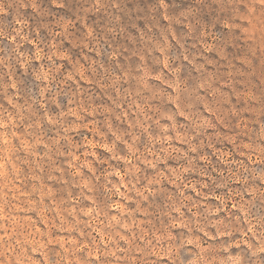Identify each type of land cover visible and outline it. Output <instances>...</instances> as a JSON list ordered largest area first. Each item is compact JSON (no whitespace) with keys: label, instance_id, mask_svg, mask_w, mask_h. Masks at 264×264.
I'll list each match as a JSON object with an SVG mask.
<instances>
[{"label":"clouds","instance_id":"obj_1","mask_svg":"<svg viewBox=\"0 0 264 264\" xmlns=\"http://www.w3.org/2000/svg\"><path fill=\"white\" fill-rule=\"evenodd\" d=\"M21 2L51 37L0 28V264H264V0Z\"/></svg>","mask_w":264,"mask_h":264},{"label":"rangeland","instance_id":"obj_2","mask_svg":"<svg viewBox=\"0 0 264 264\" xmlns=\"http://www.w3.org/2000/svg\"><path fill=\"white\" fill-rule=\"evenodd\" d=\"M8 4L10 6L11 15H0V28H2L4 25H7L10 30L11 27L14 26L16 19H23L25 22H31V30L33 35L43 43H47L51 37V26L48 23L46 14L39 17L36 16L30 8L25 9L22 6L21 0H8ZM191 4L192 0H170L169 12L178 13L181 10L189 8ZM121 6L125 8V11L128 10L126 6H131L139 8L147 13L149 9L155 6V3L154 0H121ZM46 11L47 10L45 9V13ZM139 18L140 17H137L136 19ZM128 23L135 24V20L129 19ZM0 44L7 46V41L0 40ZM23 50L31 52V45L25 43ZM151 59L153 64L158 62L155 56H153ZM44 224H47V220L44 221Z\"/></svg>","mask_w":264,"mask_h":264}]
</instances>
